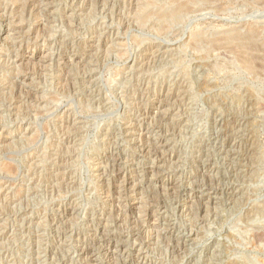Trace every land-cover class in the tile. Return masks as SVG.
Segmentation results:
<instances>
[{"label":"rangeland","instance_id":"obj_1","mask_svg":"<svg viewBox=\"0 0 264 264\" xmlns=\"http://www.w3.org/2000/svg\"><path fill=\"white\" fill-rule=\"evenodd\" d=\"M29 1L0 0V264H264V0L163 33L137 6L167 0ZM237 34L258 66L190 46Z\"/></svg>","mask_w":264,"mask_h":264},{"label":"bare ground","instance_id":"obj_2","mask_svg":"<svg viewBox=\"0 0 264 264\" xmlns=\"http://www.w3.org/2000/svg\"><path fill=\"white\" fill-rule=\"evenodd\" d=\"M42 1H44V0H30L29 2H27L26 4H24L23 6H22V9L23 10H26L27 8H31V7H36V4L39 2V3H41ZM49 1V0H48ZM70 1V0H69ZM73 1H75V0H73ZM90 1V0H89ZM93 1V3H94V0H92ZM92 1H90V3L92 2ZM97 2H96V4H97V6H98V8L101 10L102 9V11H103V9H107V6H108V4H110V1L111 0H96ZM132 1V0H131ZM168 2H169V4H170V7H168V8H162V9H160L159 11H156V12H153V11H151V10H149L148 9V6H146V5H148L147 3H139V5L137 6L138 8L137 9H139V12H138V15H136V17H137V19L139 20V21H141V22H144L145 24H146V22H148L149 20H151L152 18H154V17H156L157 19H156V23H155V27H156V30H157V32H160V33H163L165 30H166V26H165V24L169 21V19H171V18H173L175 15H180L181 13H185V15H186V12L185 11H190L189 10V7L194 3V2H198V1H207V0H167ZM220 1V0H219ZM51 2V1H50ZM134 2H136V1H134ZM215 2V1H214ZM210 3V2H209ZM88 4V3H87ZM113 4V3H112ZM112 4H111V7H112ZM137 4V3H136ZM41 5V4H40ZM54 5V4H53ZM91 5V4H90ZM114 5V4H113ZM131 5V4H130ZM254 5V4H253ZM39 5H37V7H38ZM48 6H51V3H48ZM94 8L96 7V6H93ZM90 8H92V7H90ZM113 8V7H112ZM222 8V7H221ZM79 9H80V7H79ZM190 9H192V7L190 8ZM28 10H30V9H28ZM36 10V9H35ZM73 10V8L71 9V11ZM90 10V9H89ZM113 10V9H112ZM37 11V10H36ZM64 11V10H63ZM81 11V10H80ZM79 11V12H80ZM101 11V12H102ZM114 11V10H113ZM31 12V11H30ZM40 12V11H39ZM119 12V11H118ZM46 13V12H45ZM50 13V12H49ZM71 13H73V12H71ZM91 13H92V10H91ZM135 13H136V10H135ZM187 13H190V12H187ZM69 14V13H68ZM78 14V13H77ZM127 14V13H126ZM193 14V13H192ZM21 15V14H20ZM33 15H34V13H33ZM105 16V15H104ZM109 16V15H108ZM123 16V15H122ZM8 17V16H7ZM50 17V16H49ZM2 18V17H1ZM111 18V17H110ZM117 19V18H116ZM111 21H112V19H111ZM66 22V21H65ZM68 22H69V17H68ZM40 23V22H39ZM117 23H119L118 21H117ZM43 25V24H42ZM81 25V24H80ZM45 26H46V24H45ZM129 26V28H130V26H132V25H128ZM40 27V26H39ZM69 27V26H68ZM70 28V27H69ZM126 28V27H125ZM112 31V30H111ZM130 31V30H129ZM21 32V31H20ZM25 32V31H24ZM39 32V31H38ZM118 32V31H117ZM36 33V32H35ZM75 33V32H74ZM74 33H73V35H74ZM105 33V32H104ZM154 33H156V32H154ZM41 34V33H40ZM42 34H44V33H42ZM78 34V33H77ZM79 35V34H78ZM154 35H157L158 36V33H156V34H154ZM94 36H96V35H94ZM118 36V35H117ZM48 37V36H47ZM93 37V36H92ZM244 37L243 36H241V35H239V34H237V35H225V36H222V37H219V38H216V39H204V38H202V37H196V39H193V40H195L193 43L191 42H189L190 44V46L193 48V49H195V50H197L198 48H197V46H199V45H213V47L215 48V46H218V48L221 50V48H222V50H223V47H219V46H225V47H227L228 48V52L230 53V51L231 50H233L235 53H237L242 59L244 58L248 63H251L252 64V61L254 62L255 60L257 61V59H252V56H255L254 54L252 55L251 54V52H250V50H252L251 49V46L249 47V46H246V44H244V41H242V39H243ZM249 38V37H248ZM106 39V38H105ZM245 39V38H244ZM243 39V40H244ZM255 39V38H254ZM100 40V39H99ZM106 41V40H105ZM108 41H110V40H107L105 43H108ZM121 42H122V40H121ZM120 42V43H121ZM122 44V43H121ZM193 44V45H192ZM109 45V44H108ZM253 45V44H252ZM256 45V44H255ZM95 46V45H94ZM93 46V47H94ZM111 46V45H110ZM95 47H97V46H95ZM112 47V46H111ZM185 47H187V46H185ZM26 48V47H25ZM119 48V47H118ZM197 48V49H196ZM213 48V49H214ZM231 50H230V49ZM249 48H250V50H249ZM255 48V47H254ZM262 48V47H261ZM260 48V49H261ZM96 49V48H95ZM120 49V48H119ZM217 48H215V50H216ZM256 49V48H255ZM89 50V49H88ZM108 50V49H107ZM221 50V51H222ZM224 50H226L225 48H224ZM223 50V51H224ZM92 51V50H91ZM110 51V50H109ZM217 51V50H216ZM219 51V50H218ZM220 51V52H221ZM222 51V52H223ZM98 52V51H97ZM105 52V51H104ZM219 52V53H220ZM226 52H227V50H226ZM227 52V53H228ZM232 52V51H231ZM258 52V51H257ZM91 53V52H90ZM103 53V52H102ZM107 54H109L108 52H106ZM94 54V53H93ZM231 54V53H230ZM229 54V55H230ZM232 54H233V52H232ZM237 54H235V55H237ZM91 55V54H90ZM95 56H96V54H94ZM121 55V54H120ZM223 55V54H222ZM67 56V55H66ZM85 56V55H84ZM232 56V55H231ZM261 56V55H260ZM39 57H40V55H39ZM46 57V56H45ZM103 57H104V55H103ZM106 57V56H105ZM121 57V56H120ZM240 57H238V58H240ZM23 58V57H22ZM71 58H73V57H71ZM76 58V57H75ZM102 58V57H101ZM111 58V57H110ZM204 58V57H203ZM201 59V60H204V59ZM206 58V57H205ZM255 58H257V57H255ZM262 58H263V56H262ZM70 59V58H69ZM68 59V60H69ZM80 59V58H79ZM113 59V58H112ZM119 59V58H118ZM236 59H237V56H236ZM258 59H260V60H263V59H261L260 57L258 58ZM7 60V59H6ZM82 60V59H81ZM116 60V59H115ZM241 60V59H240ZM240 60H238V61H240ZM252 60V61H251ZM20 61H23L21 58H18V57H16V61H15V63L17 64V63H19ZM27 61H28V59H27ZM255 61V62H256ZM8 62V61H7ZM31 63V62H30ZM242 63L243 64H245L244 62H243V60H242ZM257 63V62H256ZM2 64V63H1ZM23 64V63H22ZM21 64V65H22ZM25 64V63H24ZM39 64V63H38ZM19 66H20V64H18ZM44 66V65H43ZM256 66H258V63L256 64ZM260 66H261V64H260ZM131 67V66H130ZM240 67V66H239ZM249 67V69H251V67L250 66H248ZM263 67V66H262ZM24 68V67H23ZM29 68V67H28ZM82 68V67H81ZM254 68V67H253ZM70 69V68H69ZM88 69V68H87ZM93 68H91V70H92ZM246 69H248V68H246ZM248 69V70H249ZM18 70V69H17ZM23 70V69H22ZM256 69H254V71H255ZM71 71V70H70ZM253 71V70H252ZM21 73V72H20ZM261 73V72H260ZM257 74H258V72H257ZM86 75V74H85ZM263 75V74H262ZM24 77V76H23ZM264 77V76H263ZM26 76H25V78H23V80H21V81H17V82H15L14 84H13V81H11V84L8 86V89H10V91L12 92H14V90H15V88H17V89H20V92H14V93H16L15 94V96H13V99H11V101H9V102H11L12 104H13V106H14V104H19L20 102H22L23 100H27L28 99V101H30V103L31 104H33L34 102H36V99H40V95H39V97L38 98H35L36 96H35V94H34V96H32V94L30 93V92H28V90L26 91V94L24 93V95H25V98L22 96V94H23V90H24V87L25 86H31V85H27L26 83L24 84V82L26 81ZM18 80V79H17ZM31 84V83H30ZM67 84V83H66ZM34 85V84H33ZM62 85V84H61ZM6 87V86H5ZM37 87V86H36ZM61 87V86H60ZM96 87V86H95ZM66 88V87H65ZM68 88V87H67ZM66 88V89H67ZM7 91V90H6ZM63 91H65V89L63 90ZM67 91V90H66ZM77 91V90H76ZM9 92V91H8ZM61 92H62V89H61ZM63 93V92H62ZM12 94V93H11ZM67 94V93H66ZM18 95V96H17ZM37 95V94H36ZM10 96V95H9ZM32 96V97H31ZM11 97H12V95H11ZM9 99H10V97H8ZM57 98V97H56ZM8 99V100H9ZM23 99V100H22ZM41 99L42 100H44L42 97H41ZM41 99H40V101H41ZM50 100V99H49ZM161 101V100H160ZM23 103H24V101H23ZM23 103H20V105L22 104V105H25V104H23ZM254 103V102H253ZM8 104V103H7ZM30 104V105H31ZM36 104H37V102H36ZM44 104V103H43ZM19 105V106H20ZM21 105V106H22ZM17 106V105H16ZM42 106V105H41ZM159 106V105H158ZM24 107V109H25V107L26 106H23ZM16 108V107H15ZM17 108H19V107H17ZM27 109V108H26ZM31 110L30 111H32V110H36V111H38L37 109H38V107L36 108V105H32L31 106V108H30ZM39 109H41V108H39ZM42 109H43V107H42ZM164 110V109H163ZM28 111V110H27ZM26 111V112H27ZM159 111V110H158ZM157 111V112H158ZM24 112H25V110H24ZM161 112V111H160ZM28 113V112H27ZM157 114H160L159 112L157 113ZM31 115H32V113H31ZM38 114H36V116H37ZM17 116H19L18 115V113H17ZM28 116V115H27ZM33 116V115H32ZM159 116V115H158ZM163 116V115H162ZM23 117V116H22ZM19 118H21V117H19ZM42 118V117H41ZM165 118V117H164ZM18 119V118H17ZM36 122V121H35ZM1 124V123H0ZM70 127V126H69ZM128 128V127H127ZM60 129V128H59ZM77 130V129H76ZM65 131V130H64ZM63 131V132H64ZM74 131V130H73ZM65 132H67V131H65ZM234 132V131H233ZM68 133V135H70V133H69V131L67 132ZM31 136V135H30ZM65 136L67 137V134L65 133ZM29 139V138H28ZM7 144H11V143H7ZM57 145V144H56ZM70 145V144H69ZM150 145V144H149ZM59 146V145H58ZM57 147V146H56ZM64 147V146H63ZM71 147H73V146H71ZM60 148V147H59ZM59 148H57V149H59ZM61 149V148H60ZM66 150V149H65ZM67 151V150H66ZM55 152V151H54ZM65 152V151H64ZM160 152V151H159ZM66 153H68V152H66ZM150 154V153H149ZM161 157V156H160ZM54 158V157H53ZM66 159V158H65ZM66 161V160H65ZM114 161H115V159H114ZM65 163V162H64ZM161 167V166H160ZM152 170V169H151ZM150 170V171H151ZM13 171V170H12ZM121 171V170H120ZM149 171V172H150ZM153 171V170H152ZM130 173V172H129ZM151 173V172H150ZM124 177V176H123ZM118 179H120L119 178V176L117 177ZM122 180V179H121ZM107 182V181H106ZM109 183V182H108ZM126 183V182H125ZM125 183L123 184V185H125ZM108 185V184H107ZM117 185V184H116ZM121 185V184H120ZM12 186V185H11ZM133 186V185H132ZM136 186V185H135ZM125 187V186H124ZM128 187V186H127ZM175 187V186H174ZM134 188V187H133ZM120 189V188H119ZM180 189V188H179ZM178 189V190H179ZM177 190V191H178ZM114 191H116V190H114ZM109 193V192H108ZM108 195V194H107ZM109 196V195H108ZM120 196V195H119ZM59 197V196H58ZM191 199V198H190ZM188 200V199H187ZM2 201H3V199H2ZM191 201V200H190ZM195 202V201H194ZM134 203V202H133ZM19 205V204H18ZM26 208V207H25ZM119 208V207H118ZM181 209V208H180ZM145 210V209H144ZM149 210V209H148ZM13 211V210H12ZM18 211V210H17ZM154 212V211H153ZM135 213V212H134ZM13 214V213H12ZM70 214V213H69ZM152 215V214H151ZM75 216V215H74ZM153 216V215H152ZM71 219V218H70ZM132 221H134V220H132ZM154 221V220H153ZM156 221V220H155ZM154 221V222H155ZM153 222V223H154ZM157 222V221H156ZM63 223V222H62ZM132 223V222H131ZM130 224V223H129ZM171 224V223H170ZM164 225V224H163ZM102 226V225H101ZM108 227V226H107ZM152 227H154L153 225H152ZM27 229V228H26ZM137 230H138V228H137ZM115 232V231H114ZM150 232V231H149ZM100 234H101V232H100ZM97 235V234H96ZM158 235V234H157ZM98 236V235H97ZM158 237V236H157ZM147 239V238H146ZM136 243V242H135ZM112 244V243H111ZM93 245H94V243H93ZM106 245V244H105ZM108 245H109V243H108ZM117 246V245H116ZM83 247H85V246H83ZM90 246H88V248H89ZM97 247H98V245H97ZM147 248V247H146ZM86 249V248H85ZM91 249H92V246H91ZM90 250V249H89ZM108 250V249H107ZM107 250H105V251H107ZM88 251V250H87ZM116 251H117V248H116ZM115 251V252H116ZM80 252V251H79ZM83 252H84V250H83ZM89 252V251H88ZM87 252V253H88ZM109 252H110V250H109ZM139 253V252H138ZM140 254V253H139ZM108 255V254H107ZM143 255V254H142ZM91 256H92V258H93V255L91 254ZM90 256V257H91ZM97 256V255H96ZM117 256V255H116ZM138 256V255H137ZM62 257V256H61ZM111 257H112V255H111ZM113 257H114V255H113ZM143 257V256H142ZM87 258V257H86ZM85 258V259H86ZM95 259V258H94ZM93 259V260H94ZM111 259V258H110ZM88 262H90V261H88ZM119 262V261H118ZM91 263V262H90ZM88 264V263H87ZM94 264V263H93ZM110 264V263H109Z\"/></svg>","mask_w":264,"mask_h":264}]
</instances>
